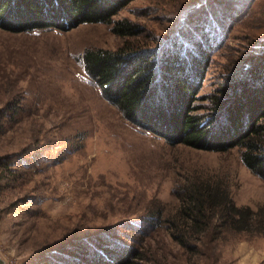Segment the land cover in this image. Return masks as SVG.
Masks as SVG:
<instances>
[{"label":"rangeland","instance_id":"374dc122","mask_svg":"<svg viewBox=\"0 0 264 264\" xmlns=\"http://www.w3.org/2000/svg\"><path fill=\"white\" fill-rule=\"evenodd\" d=\"M199 1L131 0L113 16L139 24L141 35L126 39L104 22L0 26V155L15 158L0 189V264H76L97 246L124 248L131 236L155 264L165 255L166 264H187L162 224L149 228L144 219L157 199L175 210L179 184L199 176L221 179L237 204L264 205V180L238 148L199 149L149 133L125 118L83 67L89 47L138 41L160 52L178 40L179 52L182 40L195 39L188 26L205 32L212 13L222 36L198 57L204 77L196 104L206 107L215 86L264 50V0H217V8L204 0L193 9ZM214 264H264V235L235 234Z\"/></svg>","mask_w":264,"mask_h":264},{"label":"trees","instance_id":"16d2710c","mask_svg":"<svg viewBox=\"0 0 264 264\" xmlns=\"http://www.w3.org/2000/svg\"><path fill=\"white\" fill-rule=\"evenodd\" d=\"M130 1L0 0V26L22 31L104 22L126 39L141 35L139 24L129 18L114 20L113 16ZM212 1V6H220L217 0ZM202 24L205 32L188 26L194 33L190 38L195 39L182 40L184 47L179 52L175 48L178 40L160 52L138 41L124 42L114 49L89 47L82 54L83 67L128 120L171 144L211 151L238 148L246 167L264 180V50L245 58L248 64L240 72L230 73L224 83L215 86L203 107L196 104L204 77L198 57L220 41L222 24L212 13ZM186 50L184 59L181 54ZM2 125L0 121V131ZM14 162L11 155H0V189L2 182L13 176ZM209 175L179 184L175 210H166L157 199L144 219L153 229L162 224L187 264H197L199 259L214 264L221 258V247L235 234L264 235V205L254 209L237 204L222 180ZM128 240L131 242L118 251L97 246L93 256L84 255L76 264L156 263L138 238L131 236ZM167 260L165 255L158 264Z\"/></svg>","mask_w":264,"mask_h":264}]
</instances>
